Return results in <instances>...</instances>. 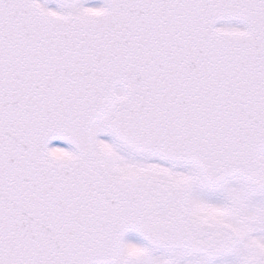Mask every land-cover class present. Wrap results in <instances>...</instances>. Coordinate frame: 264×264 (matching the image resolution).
Returning <instances> with one entry per match:
<instances>
[{
  "label": "snow or ice",
  "instance_id": "6c2138e0",
  "mask_svg": "<svg viewBox=\"0 0 264 264\" xmlns=\"http://www.w3.org/2000/svg\"><path fill=\"white\" fill-rule=\"evenodd\" d=\"M0 264H264V0H0Z\"/></svg>",
  "mask_w": 264,
  "mask_h": 264
}]
</instances>
